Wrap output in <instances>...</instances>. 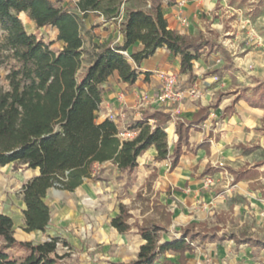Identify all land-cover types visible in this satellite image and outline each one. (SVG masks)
<instances>
[{
	"label": "trees",
	"instance_id": "1",
	"mask_svg": "<svg viewBox=\"0 0 264 264\" xmlns=\"http://www.w3.org/2000/svg\"><path fill=\"white\" fill-rule=\"evenodd\" d=\"M122 7L123 0H79L73 11H67L50 0H0V30L4 33L0 53H6L15 63L5 77L7 87L0 85V167L38 170V175L20 190L24 205L22 231L27 234L44 233L50 225L51 213L45 203L48 190L73 192L85 180H104L93 174V169L107 163L117 171L115 180H125L124 188H128L135 177L138 158L150 147L157 153L156 160H170L173 170L184 154L182 147L188 148L189 131L207 120L210 106L200 108L190 121L178 118L170 147L166 128L173 119L171 113L163 108L142 109L139 119L125 131L132 133V138H122L123 132L115 121L105 119L98 123L95 118L102 102L99 87L114 72L123 83L133 85L140 75L139 62L160 48L179 57L182 74H191L193 62L205 48L210 54L220 52L229 70L231 58L224 49L218 47L214 52L212 43L203 40L202 35L188 38L169 30L159 6L146 11L127 10L123 15ZM21 13L37 29H55L62 48L52 49L50 44L28 34L18 17ZM88 13L113 22L121 16L123 45L89 43L85 49L82 19ZM135 43H140L142 49L124 56L122 53ZM254 82L247 90L260 98H240L251 107L264 110V81ZM259 130L264 134V117ZM250 172L230 171L236 182L252 178ZM160 206L162 223L132 222V215L122 204L118 205V214L110 219V226L117 233L124 235L134 228L144 241L136 259L128 264H153L165 253L177 254L178 264H185V253L194 252V242L216 238L217 228L205 234L194 231L192 225L181 229L179 237L160 243L159 234L166 232L171 221L170 213ZM13 226L9 216L0 214V264H78L65 240L48 238L37 244L17 241ZM228 238L238 246L264 249V241L233 234ZM59 241L68 252H58Z\"/></svg>",
	"mask_w": 264,
	"mask_h": 264
},
{
	"label": "crops",
	"instance_id": "2",
	"mask_svg": "<svg viewBox=\"0 0 264 264\" xmlns=\"http://www.w3.org/2000/svg\"><path fill=\"white\" fill-rule=\"evenodd\" d=\"M50 1L54 3V0ZM231 1L232 0H123L121 14L123 15L127 10L140 9L146 11L151 6H159L169 30L184 37L196 38L206 30L211 31L209 25L214 26L217 23V26H219L220 20L218 17L221 16L222 13H227L226 9H231ZM82 26L87 34L88 46L89 43L118 47L123 45V34L117 22L105 20L102 16L95 13H88L85 18L82 19ZM141 49V44L135 43L126 50V53L127 55L136 53ZM203 56L204 54L202 52L200 58L193 62L191 74H182L179 73V57L172 56L165 48L157 49L152 56L139 62L137 71L140 75L133 85L123 83L118 73L114 72L112 76L99 87L102 92V102L99 111L101 108H105L108 112H113L115 105H112V94L120 90V94L124 96L125 108L120 106V127L119 125L118 127L122 132L127 131L130 125L139 119L137 101L139 98L138 92L141 90L137 91V89L143 88L147 91V94H149L148 96L153 97V102L150 103L149 106L150 109L157 110L163 108L165 111L170 112L173 117L166 128L168 132L165 130L167 134V143L171 147L174 142V126L176 120L180 118L190 121L195 112L209 104L208 100H210V95L216 93L217 87H210L201 82V80H212L214 77L217 79L216 76L213 77L211 74L205 75V70L207 68L209 69L210 66L206 62V58L201 60ZM160 71L176 76L178 83L183 89H187L191 86L189 80H197L198 84L196 82H194V84L198 85V91L201 93L200 101L186 96L178 106L179 113L177 115L174 114L175 106L170 104L156 105L154 100L160 84V79L158 77V72ZM201 74L204 75L201 76ZM220 76L219 74V77ZM139 84H141V86H139ZM240 97L236 94V99L233 101V104L229 105V108H231V106L233 108L231 113L217 111L216 116L218 121L216 126L209 128L206 123L203 125V123L206 122L204 121L202 124L189 131L188 148L186 146L182 147L184 154L180 157L178 164L173 170H170V160H156L157 153L153 147H150L138 158L135 177L131 182V186L128 188H124L125 180L120 183L115 180L117 171L112 164L107 163L104 165V168L107 170L105 174L108 178H104V180H85L83 184L73 192H62L58 190L56 192L60 196L59 199L54 198L52 195L53 192H55L54 188L48 190L45 197L46 200L48 199V203H45L49 207L51 213V222L47 229L53 228L56 230L58 226H65L64 223L66 221L60 222V209H63L61 212L70 209L69 214H77L75 211L71 210L72 205L70 204V201L76 198L80 199L81 202L91 203V198L98 199L97 196H99V194L103 195L101 199H111L120 192V200H117L115 204L118 205L120 203L125 206V204L129 202L126 196L129 195L131 196L130 199H133L137 193L145 192L147 184L148 186L151 184L155 193L160 195L159 201L171 215V221L166 231L169 232V228L172 229L173 233H168V236L172 238L179 237V232L186 226L193 225V230L196 231L195 228L198 226L206 227V220L215 218L218 215V219H220V216L225 214L223 212L227 210L226 200L231 197V190L236 188L242 190L241 184L243 181L252 182V179L254 180V178H250L236 182L235 176L230 172V174H228L223 167H231L230 171L237 173V168H239L237 165L240 164V160H242L243 157V155L238 152L241 147L264 145V134L259 131L264 111L259 108L251 107ZM108 104L109 107H106ZM105 119H107L106 116H103L98 123ZM256 169V167L254 169L248 167L246 171H253ZM205 171H209V173L204 174ZM24 172L26 176L20 185V190L29 179L38 175V170H25ZM206 179H210L211 182L206 183ZM230 181L234 183L230 187H227L226 184ZM216 182H218V184H216ZM217 188L225 189L218 191ZM19 196L21 197V195ZM61 202L65 204L62 208L60 206ZM51 205L54 207V210L50 207ZM19 209L21 213L20 217L23 219L22 211L24 210V205L22 203V198ZM234 209L235 206L232 210ZM150 212H152V209ZM0 214L7 215L11 218L9 214L1 212ZM117 214L118 213L114 211V215ZM65 216L69 215L66 213ZM145 216L146 214L138 212L135 218L139 219V223H142V221L145 220ZM155 219H158L159 222L161 221L159 215H156ZM106 226L110 227V219ZM214 226L220 225L219 223H215ZM110 228L115 232L114 234L119 236L120 240V246L116 248V250H118L120 247V254L116 253L117 255L113 254L109 257L110 263H128V261L135 260L140 246L144 244V241L136 234V230L132 229L127 234L119 235L115 229L112 227ZM131 233H134V236L137 238V249L133 256H129L126 252L127 246L125 241V238ZM216 234L217 232L215 235ZM170 239L166 238L160 241V243L169 241ZM64 240L73 249L71 243L66 239ZM227 240L233 242L229 238ZM225 242V236L219 237L218 243L221 244L222 248V244ZM213 244L214 243H212V245ZM248 246L247 244H242L235 250ZM194 253H196L195 250L192 254ZM188 255L190 254L185 253V264L190 262ZM178 258L179 256L175 253H165L159 256L153 264H163V262L178 264ZM228 259L231 260L230 256H228Z\"/></svg>",
	"mask_w": 264,
	"mask_h": 264
},
{
	"label": "rangeland",
	"instance_id": "3",
	"mask_svg": "<svg viewBox=\"0 0 264 264\" xmlns=\"http://www.w3.org/2000/svg\"><path fill=\"white\" fill-rule=\"evenodd\" d=\"M54 4L67 11H73L75 8L73 0H54ZM226 11L227 13H222L218 17L220 20L219 26H217V23L214 26L209 25L211 31L206 30L204 33L199 34L202 35L203 40H209L212 43L214 52L218 47H221L231 58V64H229V70H227L228 64L220 52L210 54L207 52V48L203 50L204 56L201 60L206 58V62L210 66L209 69L205 70V75L211 74L213 77H217L216 80H201L202 84L217 87L216 93L210 95V100H208L209 104L207 106L211 108L208 119L203 123V125L206 123L209 128L216 126L218 121L217 111L231 113L233 108L232 106L229 108V105L233 104L236 94H238V97L248 96L250 99L258 100L260 98L259 94H254L247 89L254 86V79L264 81V0H232L231 9H226ZM18 17L28 34H33L44 43L50 44L52 49L59 50L62 47L61 42L56 40L57 31L55 32L52 27L37 29L26 15H19ZM26 19L30 21V24L25 22ZM82 38L85 43L84 48L88 49V38L84 29ZM3 39L4 33L0 30V43ZM14 66V61L8 58L6 53L1 52L0 85L4 88L7 87L5 77ZM219 74L221 75L220 77ZM203 75L201 74V76ZM194 82L197 83L198 81L189 80L191 86L183 89L177 79L176 89L177 91H186L194 88L196 96L193 99L200 101L201 93L198 91V85L194 84ZM160 89L161 82L158 91ZM139 90L141 91L138 92V112L142 109H150V103L153 102V97L148 96L149 94H147L146 90L143 88L137 89V91ZM118 95H120V90L112 94V105H115L114 111L110 113L107 109L101 108L95 114L97 122L103 116H106L107 119H112L118 123L120 127V103L116 100ZM156 96L157 94H155V98ZM141 97L146 98L145 103L140 102ZM106 107H109V104ZM238 152L243 157L240 160L241 165H237L239 167L237 171H244L248 167L254 169L257 166L256 170H250L254 180L252 179V182L243 181L241 184L242 190L237 188L231 190L230 194L232 195L226 200L227 210L223 212L225 214L221 215L220 219H218V215L215 218L206 220V227L198 226L195 228L196 231L205 234L210 233L213 228H217L218 231L216 238L212 241L206 240L204 243L194 242L196 253L188 255L190 262H187V264H264L263 248L248 246L235 250L238 249V246L227 240L228 236L233 234L238 237L245 236L264 241V145L241 147ZM230 168L223 167L228 174H230ZM209 171H205L204 174L209 173ZM106 172L107 170L104 166H95L93 169V174L101 175L103 179L108 178L105 174ZM25 176L26 174L22 169L15 168L12 165L0 167V212L11 216L14 224V238L17 241H26L33 244L41 243L48 240V238H58L60 241L66 239L73 246L70 253L77 259L78 264H112L109 257L116 253L120 254V247L116 250L120 246V240L119 236L114 234L115 232L110 228L111 226L106 225L109 223V219L115 216L114 211L119 212L118 205L120 203L116 205L115 202L120 200V192L111 199H101L103 195L99 194L97 196L98 199L91 198V203L81 202L80 199L76 198L70 201V204L72 205L71 210L77 214H69L70 209L65 210V213L61 212L63 209H60V222L66 221L64 223L65 226H58L56 230L48 228L44 233L33 232L27 234L22 231L23 219L20 217L19 209L21 204L19 190ZM233 183V181L227 182L226 186L230 187ZM145 188V192L137 193L133 199H130L131 196L127 195L126 199H129V202L125 204V208L132 215V222H139V219L135 218L138 212L146 214L145 221L147 222H159L155 217L159 215V217L163 218V214L159 212L160 205H162L159 201L160 195L155 193L151 184L150 186L147 184ZM217 189L221 191L225 188ZM54 190L53 197L59 199L60 196L56 192L58 190ZM45 202L48 203V199H45ZM60 206L62 208L65 204L61 202ZM234 206L235 209L232 210ZM50 207L54 210L52 205ZM151 209L152 212H150ZM66 213L69 216H65ZM215 223H219L220 226H214ZM168 233H173L171 228H169V232L166 231L159 234L160 241L172 238L168 236ZM223 236H225L226 242L222 244V248L221 244L218 243V239ZM60 241L57 243L58 252L61 254L68 252ZM125 241L126 252L129 256H133L137 249V238L134 233L126 237ZM212 243L214 244L212 245ZM228 256H230L231 260L228 259ZM131 261H128V263ZM128 263L119 262L115 264ZM166 263L163 262V264Z\"/></svg>",
	"mask_w": 264,
	"mask_h": 264
},
{
	"label": "built area",
	"instance_id": "4",
	"mask_svg": "<svg viewBox=\"0 0 264 264\" xmlns=\"http://www.w3.org/2000/svg\"><path fill=\"white\" fill-rule=\"evenodd\" d=\"M73 1L76 5L79 0H73ZM116 22L118 23V25H120L122 22V17L119 16L116 19ZM122 54L128 57L126 52H123ZM158 77L161 82V89L158 91L154 103L156 105L170 104L172 106H175L174 114L177 115L179 113L178 106L182 103V101L185 99L186 96L190 98H194L196 96V90L194 88H190L186 91H177L176 89L177 79L176 76L172 74H168L166 72L160 71L158 72ZM213 79L216 80L215 77ZM116 100L117 102L120 103V106L122 108H125L124 96L122 94L118 95ZM140 102L145 103L146 98L141 97ZM120 136L122 138L131 139L133 134L123 132L120 134ZM210 182H211L210 179H206V183H210Z\"/></svg>",
	"mask_w": 264,
	"mask_h": 264
},
{
	"label": "bare ground",
	"instance_id": "5",
	"mask_svg": "<svg viewBox=\"0 0 264 264\" xmlns=\"http://www.w3.org/2000/svg\"><path fill=\"white\" fill-rule=\"evenodd\" d=\"M20 15H23V13H21ZM25 22L30 24V21L28 19H26Z\"/></svg>",
	"mask_w": 264,
	"mask_h": 264
}]
</instances>
